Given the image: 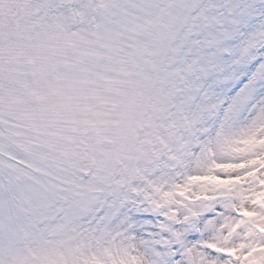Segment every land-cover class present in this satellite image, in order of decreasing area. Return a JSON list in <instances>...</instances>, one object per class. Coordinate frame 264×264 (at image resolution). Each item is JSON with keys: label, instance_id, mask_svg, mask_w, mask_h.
Masks as SVG:
<instances>
[{"label": "snow or ice", "instance_id": "6c2138e0", "mask_svg": "<svg viewBox=\"0 0 264 264\" xmlns=\"http://www.w3.org/2000/svg\"><path fill=\"white\" fill-rule=\"evenodd\" d=\"M0 264H264V0H0Z\"/></svg>", "mask_w": 264, "mask_h": 264}]
</instances>
